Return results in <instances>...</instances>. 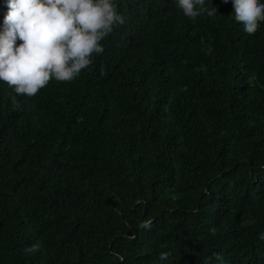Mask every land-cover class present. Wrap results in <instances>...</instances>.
Listing matches in <instances>:
<instances>
[{
  "label": "trees",
  "instance_id": "trees-1",
  "mask_svg": "<svg viewBox=\"0 0 264 264\" xmlns=\"http://www.w3.org/2000/svg\"><path fill=\"white\" fill-rule=\"evenodd\" d=\"M115 2L77 79L19 111L0 81V264H264V22Z\"/></svg>",
  "mask_w": 264,
  "mask_h": 264
},
{
  "label": "clouds",
  "instance_id": "clouds-1",
  "mask_svg": "<svg viewBox=\"0 0 264 264\" xmlns=\"http://www.w3.org/2000/svg\"><path fill=\"white\" fill-rule=\"evenodd\" d=\"M174 2L193 22L197 17L217 14V7L212 3L207 6L206 0ZM231 2L234 20L247 34L257 33L264 22V3L261 0ZM5 7L7 11L0 29V81L16 94L11 101L17 111L23 108L17 96L35 97L53 80L77 79L93 65L95 56L104 53L101 42L126 22L115 0H5ZM209 231L216 233L215 228ZM260 239L264 240V233ZM39 250L40 245L36 243L23 251L28 255ZM169 255L161 253L159 259L166 260ZM212 259L216 264H225L222 253H214L208 264Z\"/></svg>",
  "mask_w": 264,
  "mask_h": 264
}]
</instances>
